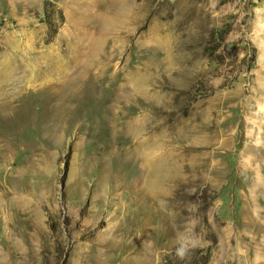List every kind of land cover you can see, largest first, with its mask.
<instances>
[{"label":"rangeland","instance_id":"obj_1","mask_svg":"<svg viewBox=\"0 0 264 264\" xmlns=\"http://www.w3.org/2000/svg\"><path fill=\"white\" fill-rule=\"evenodd\" d=\"M0 264H264V0H0Z\"/></svg>","mask_w":264,"mask_h":264},{"label":"clouds","instance_id":"obj_2","mask_svg":"<svg viewBox=\"0 0 264 264\" xmlns=\"http://www.w3.org/2000/svg\"><path fill=\"white\" fill-rule=\"evenodd\" d=\"M179 246L176 249V257L180 260L185 259L192 249L195 248L196 242L195 239L191 236L181 235L178 238Z\"/></svg>","mask_w":264,"mask_h":264}]
</instances>
